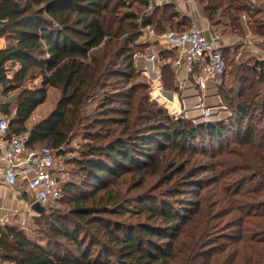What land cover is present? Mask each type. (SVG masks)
Segmentation results:
<instances>
[{"label":"trees","instance_id":"trees-1","mask_svg":"<svg viewBox=\"0 0 264 264\" xmlns=\"http://www.w3.org/2000/svg\"><path fill=\"white\" fill-rule=\"evenodd\" d=\"M197 3L210 25L220 10L242 36V16L249 28L258 23L250 2ZM147 4L0 0L1 95L19 90L0 103L11 134L28 133L27 147L46 144L62 156L73 138L82 140L70 149L78 178L61 182L60 207L35 213L24 228L0 227V263L264 264V60L243 59L235 47L229 62L225 46L216 84L225 118L171 116L151 99L135 60L156 51L160 84L177 93L175 51H157L139 28L181 33L191 18L173 3L143 14ZM259 21L250 32L262 38ZM9 63L17 65L10 76ZM38 77L59 97L27 127L46 98L45 88L24 86Z\"/></svg>","mask_w":264,"mask_h":264},{"label":"built area","instance_id":"built-area-1","mask_svg":"<svg viewBox=\"0 0 264 264\" xmlns=\"http://www.w3.org/2000/svg\"><path fill=\"white\" fill-rule=\"evenodd\" d=\"M158 5H161L160 0H148L143 14H147ZM139 32L143 34L144 39L157 40V43L165 45L166 47H163L166 50L174 48L175 55L171 60L174 71L178 73L184 67L185 81H191L193 87L200 92L192 109L198 111L204 121L209 120L213 113L204 96L207 82L218 83L227 68L226 60L218 44V36L207 37L197 27L194 20H191L190 27L181 33L167 30L161 35H156L148 27H140ZM244 42L248 46L253 43L250 38ZM253 48L251 49L259 57L258 59L264 60V54L257 48L254 50ZM145 59L149 62L160 61L156 53L145 56ZM185 81L179 83V92H177L179 98L183 95ZM220 108L225 110L224 107ZM185 110L184 106L179 105V113L185 114ZM28 140V133L12 135L8 119L0 117V182L12 187L17 183V178L22 177L26 188L34 193L35 201L41 206L46 208L57 205L61 196V182L56 176L57 170L54 167L56 150L48 146L29 148L27 147ZM25 223L24 217L20 219L22 228L25 227ZM0 264L14 263L2 262Z\"/></svg>","mask_w":264,"mask_h":264},{"label":"crops","instance_id":"crops-1","mask_svg":"<svg viewBox=\"0 0 264 264\" xmlns=\"http://www.w3.org/2000/svg\"><path fill=\"white\" fill-rule=\"evenodd\" d=\"M244 3L250 2L252 5L257 6L256 0H242ZM262 5H264V0L261 1ZM163 3H173L177 9L183 10L182 12L191 18V20H194L197 27L207 36V37H214L218 36V44L221 48V50L228 46L230 49H233L234 46L236 47L238 41L237 33H234L230 37H224L220 36L212 26L208 23L207 19L204 16V13H202V10L200 6L197 4V0H160V4ZM203 15V16H202ZM264 20V17H263ZM241 23L244 25V35L242 36L244 39H241V41L244 42V40L250 38L253 41L254 48H257L258 51L262 52L264 54V37L258 38L251 34L247 23L251 21L249 17H246L245 15L241 17ZM153 41V40H150ZM0 43L2 49L6 47V40L4 38H0ZM152 43V42H151ZM251 45V46H252ZM261 45V46H259ZM165 45L157 44L155 46L156 50L163 49ZM250 48H253L251 47ZM166 47V46H165ZM253 48V50H254ZM165 49V48H164ZM166 50V49H165ZM174 48H171L170 50L166 51H173ZM152 53H157L156 51L152 52H146L141 57H138L137 60H135V65L138 67H141L143 70V73L151 80V82L156 83L158 87H161L160 84V75H159V67H160V61H154L149 62L146 61L145 56H148ZM173 59V58H172ZM171 59V60H172ZM13 65V68H16L17 65L14 63H11ZM186 72L184 67H182L178 73H176V79L177 83L181 81H185ZM212 85L209 87V81L207 82V88L205 91V101H208L207 104L211 106L212 110H220L221 112H224L222 108H220V98L216 92V84L215 82L211 81ZM214 89V91H211V88ZM182 92V91H181ZM200 94L199 90L195 89L193 87V84L191 81H185L184 84V90L183 95L180 98L181 102L179 101L178 94L176 92H171V101H177L179 105L184 106L185 104H191L196 101L198 95ZM7 101V100H6ZM187 111V110H185ZM179 112V111H178ZM226 113V112H224ZM226 116V115H225ZM225 116H223L225 118ZM6 118V117H5ZM222 118V117H221ZM9 121V118H7ZM38 121V120H37ZM29 125L26 126L30 127L32 124L28 123ZM55 167V164H54ZM36 198L34 196V193L29 191L26 188L25 180H23L22 177L17 178V183L9 187L5 185L3 182H0V227L6 226V225H13L16 223H20V219L23 217L25 219H30L34 214V210L31 209V205L35 202Z\"/></svg>","mask_w":264,"mask_h":264},{"label":"rangeland","instance_id":"rangeland-1","mask_svg":"<svg viewBox=\"0 0 264 264\" xmlns=\"http://www.w3.org/2000/svg\"><path fill=\"white\" fill-rule=\"evenodd\" d=\"M262 0H256V4H257V11L255 16L256 18L255 21L258 23L252 24L250 26V28H253L255 25H260V19L262 20L264 17V5H262L261 2ZM198 4V3H197ZM199 5V4H198ZM202 5H200V8ZM183 11V10H182ZM224 12H219L217 13L216 17H215V24H211L210 26H212V28L214 29V31H216L221 37H230L231 35H233L234 33H237V37L240 38L238 39V41L240 40V42H237V48L238 50V54L242 55L243 59H245L246 57H256L257 59L259 58L256 54L253 53L252 49L245 44V42L241 41V39H244L242 37V35L238 34L241 33L239 31H232L229 27V22L227 20V17L225 15H223ZM203 16V15H202ZM258 18V19H257ZM253 19V20H254ZM249 28V27H248ZM249 28V29H250ZM251 31V29H250ZM245 41V40H244ZM261 46V45H259ZM235 48V46H234ZM229 54H228V60L229 62L233 60V54H232V50L233 49H229ZM234 62V60H233ZM6 69H7V75L10 76L12 74V72L14 71L15 68H13V65L11 63L6 64ZM148 78V77H147ZM146 79V81H148V79ZM151 82V80H150ZM151 85H149V94L151 99L155 100L158 104L162 105L163 107H165L167 109V111L169 112V114L171 116H176V117H182L185 119H189L192 122H200L202 121L201 117L199 116V112L195 111L192 109L193 103L191 104H185V109L187 110L186 113L184 114L183 112L179 113V104L177 101H172L170 102H164L162 100H160V97L157 96V94L160 96H164V97H168L171 100V90L165 89L162 84L161 87H158L157 84H153L152 82L150 83ZM212 85V82L209 81V87ZM26 88L28 89H35V88H45L46 91V98L45 100L36 107V109L34 110V112L32 113V115L30 116V118L27 121V125H29L28 123L32 124L34 122H36L37 120H40L41 118L46 117L55 107L56 102L58 100L59 97V91L56 88H52V87H48L42 86L41 83V79L40 77L36 78V79H30L28 81H26L25 85ZM211 91H214V89H212V87L210 88ZM19 92V90L13 91L11 92V94L7 97H3L1 94V90H0V103H2L3 101L5 102L6 100L9 101L11 100V98H13L14 96H16V94ZM179 101L181 102L180 98ZM206 103H208V101H206ZM219 107H224V106H219ZM181 109V108H180ZM224 112H226L225 110H223ZM221 112L220 110L216 111V110H212L213 113V117H211L209 120L211 119H217V118H224L223 116L227 115V113ZM0 117H5L3 115L0 114ZM81 137L77 136L75 138H73L71 140V142L64 146L62 149L65 150V155H59L58 153L55 155V169L57 170V174H58V178L60 180V182H67V181H71V180H76L78 178V175L74 169V167L67 163L68 159H71L72 157L76 156V152H71L70 149L72 150H76L78 148V144L81 143ZM41 146H46V144H42ZM50 207H60V201L57 205L54 206H50ZM29 224V219H26V223H25V227H27ZM27 233H29V231L27 230Z\"/></svg>","mask_w":264,"mask_h":264},{"label":"water","instance_id":"water-1","mask_svg":"<svg viewBox=\"0 0 264 264\" xmlns=\"http://www.w3.org/2000/svg\"><path fill=\"white\" fill-rule=\"evenodd\" d=\"M31 209L34 210L35 213L37 214H41L45 212V207L41 206L37 201H35L32 205H31Z\"/></svg>","mask_w":264,"mask_h":264}]
</instances>
